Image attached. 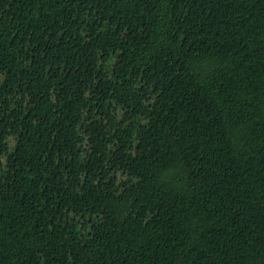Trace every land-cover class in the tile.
Segmentation results:
<instances>
[{
    "label": "trees",
    "instance_id": "obj_1",
    "mask_svg": "<svg viewBox=\"0 0 264 264\" xmlns=\"http://www.w3.org/2000/svg\"><path fill=\"white\" fill-rule=\"evenodd\" d=\"M0 264H264V0H0Z\"/></svg>",
    "mask_w": 264,
    "mask_h": 264
}]
</instances>
